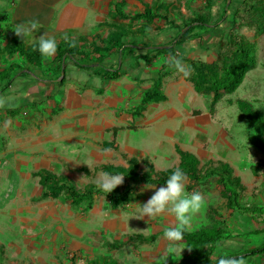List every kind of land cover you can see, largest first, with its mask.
Segmentation results:
<instances>
[{
    "label": "rangeland",
    "instance_id": "1",
    "mask_svg": "<svg viewBox=\"0 0 264 264\" xmlns=\"http://www.w3.org/2000/svg\"><path fill=\"white\" fill-rule=\"evenodd\" d=\"M227 9L236 14L232 33L238 41L252 44L256 64L240 87L223 95L214 107L211 95L197 92L196 99L188 96L182 100L184 108L178 120L169 121L162 115L158 118L161 121H153L157 110L148 111L150 103L144 106L141 102L147 87L159 76L169 102L156 105L161 110L178 106L180 100L173 92L181 90L168 83L183 74L169 63L170 58L191 66L190 75L183 76L188 83L197 74L193 62L201 58L207 63L215 61L214 49L201 57L195 53L196 49L187 52L185 45L198 35L202 37L209 28L196 25L194 20L205 18L217 30L225 29L227 23L221 18ZM156 11L155 20L130 18L129 23L135 27L131 31L135 38L145 39L153 34L159 44H146L153 48L162 44L161 47L128 64L129 69L123 72L145 75L144 81H138L139 89L125 93L122 101L130 110L138 107L137 115H142V121L147 123L151 119L150 125H141L137 132L128 131L117 144L104 135L96 150L86 143L50 140L44 130L28 138L24 147L15 152H7L0 143V264H177L192 249L182 240L161 239L165 228L177 226L174 217L161 212L151 220L147 216L138 218L139 205L160 187L148 188L152 185H143L138 177L177 168L180 164L177 147L196 156L203 173L210 161L228 163L245 186L240 192L241 204L264 207V152L251 143L250 137L256 136L257 131L241 110V104L248 103L264 121V0H173ZM192 22L195 27L184 34L190 40L182 42L174 26ZM234 45L222 42L221 54H228ZM164 46L166 50L162 49ZM46 101L52 103L50 98ZM194 111L200 115L194 116ZM38 112L37 106H25L17 111L13 123L33 122L39 119ZM157 122L161 124L155 126ZM132 158L138 164L129 170ZM79 162L88 165L72 164ZM105 164L129 171L127 175L118 174L123 176L122 182L113 188L117 192L130 189L132 194L127 201L114 206L113 199L100 194L73 201L64 191L56 197L43 196L47 190L39 182L38 171L46 169L65 177L77 191L86 192L107 173L100 169ZM184 187L186 192L199 191L204 198L202 212L193 217L188 230L222 227L226 231L227 239L218 245L214 259L264 246V215L229 210L216 175L199 183L185 178ZM240 264H264V252L247 255Z\"/></svg>",
    "mask_w": 264,
    "mask_h": 264
},
{
    "label": "crops",
    "instance_id": "2",
    "mask_svg": "<svg viewBox=\"0 0 264 264\" xmlns=\"http://www.w3.org/2000/svg\"><path fill=\"white\" fill-rule=\"evenodd\" d=\"M172 1L0 0V74L2 76L10 71L13 77L10 83L8 80L0 81V100L4 101L0 104V143L7 152L21 149L28 138L43 130L50 140L86 143L96 150L97 142L104 135L109 137L111 143L117 144L128 131L137 132L141 125H150L151 119L147 123L142 121V115H137L138 107L135 111L130 110L125 100L122 101L125 93H135L139 89L138 81H144L145 75L123 72L127 67L129 69L128 64L148 55L150 50L160 48L162 44L155 48L146 44L156 43L153 34L146 35L145 39L141 36L135 38L131 34L135 27L130 25L129 20H144L135 15L142 14L147 7L155 13L157 8H163ZM33 22L36 26L27 38L23 39L14 32L16 25L30 27ZM41 35L55 38L57 50H64L68 42L73 41L80 55L62 62L56 50L54 55L42 56L40 60L32 62L24 55L8 50V37L23 43L25 48H32ZM198 42L186 44L185 50L196 49L195 53L201 57L212 50L200 51ZM141 43L146 45L140 46ZM75 62L90 64V67L78 68ZM168 85L181 90L173 92L180 103L167 110H161V106L156 105L159 103L148 104V111L157 110L153 121H161L158 118L162 115L167 116L165 118L169 121L178 120L184 108L182 100L188 96L192 99L198 96L193 84L183 76H178L176 81L171 80ZM151 87L152 84L147 88ZM166 91L162 85V92L167 98L169 94ZM49 98L52 103L46 101ZM25 106H37L39 115L36 117L39 119L34 120L35 124L34 121L26 124L16 121L14 124L15 114ZM194 113L200 115L199 111L193 112L195 116ZM159 124L157 122L155 126ZM114 127L134 129L119 130L113 138ZM72 164L88 165L87 162Z\"/></svg>",
    "mask_w": 264,
    "mask_h": 264
},
{
    "label": "trees",
    "instance_id": "3",
    "mask_svg": "<svg viewBox=\"0 0 264 264\" xmlns=\"http://www.w3.org/2000/svg\"><path fill=\"white\" fill-rule=\"evenodd\" d=\"M215 2L212 4L214 7ZM226 15V16H225ZM224 17L221 20L227 23L226 28L216 29L215 26H210L205 18H199L193 22L200 26H209L201 39V35L196 36L191 40L199 41L198 48L200 51H209L214 49L217 54V59L211 63H207L199 60L198 62H193V67L197 74L189 78V81L193 84L196 92L200 94H205L206 96H212V106L214 107L217 102L223 97V95L234 93L240 85L243 83L247 72L254 67L256 64V56L254 54L253 46L250 42L245 40L238 41L236 36L232 33V29L235 24L234 12H225ZM137 18H144L148 21H152L156 18V15L152 13V9L147 7L145 12L142 14L135 15ZM214 14H211V18ZM186 23L184 25H175L174 27L178 30L177 35L182 36L183 41L187 42L190 39L185 37L184 34L194 28V24ZM230 33L223 39V35L226 32ZM206 36V37H205ZM8 50L12 52H18L24 55L28 60H40L42 55L35 50V46L32 48H25L23 43L18 40L8 37ZM195 39V40H194ZM205 39V40H204ZM189 41V43L191 42ZM201 41V42H200ZM181 42V43H182ZM222 42H227L229 44H235L233 49H230L228 54H221V44ZM68 46L63 49L57 50V57L62 62L66 58L74 59L77 55H80L73 41L68 42ZM188 43V42H187ZM165 50V48H163ZM90 64L75 62V66L78 68L88 69ZM1 76V74H0ZM12 82L13 77L10 76V71L2 74L0 81ZM162 79L157 76L151 88L146 90L142 97V104L146 105L148 103H159L166 100V96L162 92ZM64 82V80H62ZM241 110L248 119L250 126H254L257 131V135L250 137V141L257 148L264 152V121L262 116L258 112L251 109L248 103L241 104ZM263 125V126H261ZM134 129L133 127H114L112 128L113 138L119 130ZM178 154L180 155L181 168L185 172V178H189L192 183H199L203 179H207L211 175H216L218 177V183L223 189L225 198L227 199V208L231 211H242L250 212L254 215L260 214L264 215V207L251 206L244 207L240 202V192L244 191L245 186L243 185L239 177L234 176V171L231 166L226 162L214 163L210 161L203 173L199 169L200 161L196 156L188 151H183L180 148H176ZM129 170H134L137 166L138 161L136 158L130 160ZM104 172L109 174H128L127 169H120L110 165H102L100 167ZM173 169L163 170L156 172V174H144L138 177V182L143 185H159L162 186L164 180L171 173ZM40 184L46 188L47 192L43 194L44 197H56L61 191H64L73 201H79L85 198H91L96 194L105 195L108 198L113 199L114 206L119 205L127 201L131 197V190L126 189L122 192H117L112 189L110 192L100 191L97 189V185H92L88 188L86 192H79L65 177H58L48 170H40L37 172ZM226 231L222 227H214L211 229H201L198 231H185L183 238L184 241L191 249V253L184 256L177 264H216L217 259H214L213 255L218 247V245L227 239ZM264 252V246L259 248H254L247 251L244 254H231L229 256L222 257H233L242 260L245 256H252Z\"/></svg>",
    "mask_w": 264,
    "mask_h": 264
},
{
    "label": "clouds",
    "instance_id": "4",
    "mask_svg": "<svg viewBox=\"0 0 264 264\" xmlns=\"http://www.w3.org/2000/svg\"><path fill=\"white\" fill-rule=\"evenodd\" d=\"M35 22L30 27H25L22 24L15 26V33L23 39L27 38L30 31L35 28ZM35 50L42 56H52L57 50V42L53 37H45L41 35L35 44ZM169 63L172 64L177 71L188 77L192 71L191 66L182 64L178 58H170ZM4 101L0 100V104ZM185 172L177 167L164 180L162 186L156 188L150 198L140 206V215L138 218L147 216L151 220L153 216L167 212L171 214L177 226H170L164 229L162 240L164 241H179L183 238L192 223V219L197 214L202 212L204 198L197 190L186 192L184 187ZM123 176L118 174L105 173L103 177L98 179L97 189L100 191L110 192L115 186L122 182ZM154 188L155 185L147 186ZM216 264H240L238 258L219 257Z\"/></svg>",
    "mask_w": 264,
    "mask_h": 264
}]
</instances>
